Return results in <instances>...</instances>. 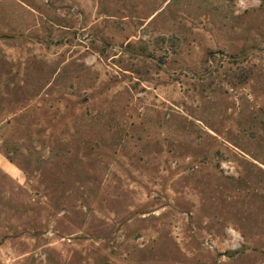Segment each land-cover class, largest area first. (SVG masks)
Wrapping results in <instances>:
<instances>
[{
	"label": "rangeland",
	"instance_id": "374dc122",
	"mask_svg": "<svg viewBox=\"0 0 264 264\" xmlns=\"http://www.w3.org/2000/svg\"><path fill=\"white\" fill-rule=\"evenodd\" d=\"M0 264H264V0H0Z\"/></svg>",
	"mask_w": 264,
	"mask_h": 264
}]
</instances>
